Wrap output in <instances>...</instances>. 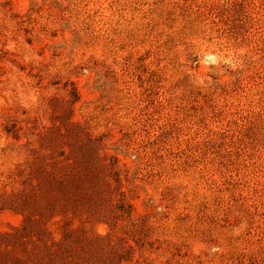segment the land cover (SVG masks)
Returning <instances> with one entry per match:
<instances>
[{"label":"rangeland","instance_id":"obj_1","mask_svg":"<svg viewBox=\"0 0 264 264\" xmlns=\"http://www.w3.org/2000/svg\"><path fill=\"white\" fill-rule=\"evenodd\" d=\"M0 264H264V0H0Z\"/></svg>","mask_w":264,"mask_h":264}]
</instances>
